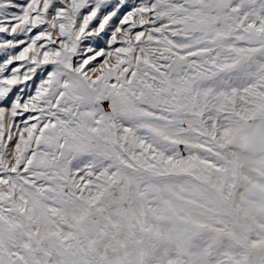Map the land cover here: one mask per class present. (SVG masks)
I'll return each instance as SVG.
<instances>
[{
    "label": "snow or ice",
    "instance_id": "snow-or-ice-1",
    "mask_svg": "<svg viewBox=\"0 0 264 264\" xmlns=\"http://www.w3.org/2000/svg\"><path fill=\"white\" fill-rule=\"evenodd\" d=\"M0 264H264V0H0Z\"/></svg>",
    "mask_w": 264,
    "mask_h": 264
}]
</instances>
